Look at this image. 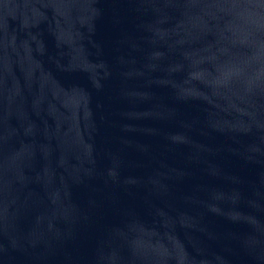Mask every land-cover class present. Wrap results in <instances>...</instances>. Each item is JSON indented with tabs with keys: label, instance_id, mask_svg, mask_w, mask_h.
<instances>
[{
	"label": "water",
	"instance_id": "95a60500",
	"mask_svg": "<svg viewBox=\"0 0 264 264\" xmlns=\"http://www.w3.org/2000/svg\"><path fill=\"white\" fill-rule=\"evenodd\" d=\"M0 264H264V0H0Z\"/></svg>",
	"mask_w": 264,
	"mask_h": 264
}]
</instances>
